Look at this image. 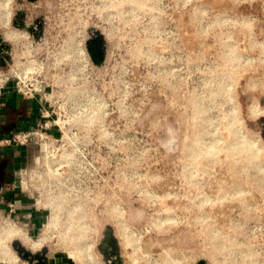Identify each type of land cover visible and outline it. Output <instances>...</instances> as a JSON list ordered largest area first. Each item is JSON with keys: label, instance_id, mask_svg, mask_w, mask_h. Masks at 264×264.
I'll use <instances>...</instances> for the list:
<instances>
[{"label": "rangeland", "instance_id": "rangeland-1", "mask_svg": "<svg viewBox=\"0 0 264 264\" xmlns=\"http://www.w3.org/2000/svg\"><path fill=\"white\" fill-rule=\"evenodd\" d=\"M6 8L25 11L22 27L41 17L35 46L44 60L69 34L85 42L89 27L105 31L107 58L91 83L100 110L111 112V145L99 146L103 172L89 181L84 206L57 195L51 208L15 210L10 170L0 264H30L14 241L46 248L51 264H91L89 251L94 264L118 255L120 264H193L212 249L217 260L264 249V0H11ZM8 31L26 30L0 24L2 51L17 59L24 39Z\"/></svg>", "mask_w": 264, "mask_h": 264}, {"label": "built area", "instance_id": "built-area-1", "mask_svg": "<svg viewBox=\"0 0 264 264\" xmlns=\"http://www.w3.org/2000/svg\"><path fill=\"white\" fill-rule=\"evenodd\" d=\"M68 36L61 45L47 48L45 61L31 37L21 33L24 42L17 59L0 62V152L13 159L7 157L13 172L11 206L18 211L37 212L44 202L51 208L57 195L67 197L65 205L84 206L81 198L94 191L89 181L103 172L98 165L99 146L111 145V124L104 119L111 112L100 110L91 83L100 66L91 60L78 32ZM15 97L28 100L32 113L7 127L3 107ZM30 148L31 162L22 159ZM261 245L249 251L226 250L219 260L212 249L202 262L193 264H264Z\"/></svg>", "mask_w": 264, "mask_h": 264}, {"label": "flooded vegetation", "instance_id": "flooded-vegetation-1", "mask_svg": "<svg viewBox=\"0 0 264 264\" xmlns=\"http://www.w3.org/2000/svg\"><path fill=\"white\" fill-rule=\"evenodd\" d=\"M0 1L2 2L3 0H0ZM12 14H13V16H12ZM24 17H25V11L24 10H22V9H14V11L11 10V19H10L9 23L13 24V25L21 26V28L25 29L26 33L35 42V39H39L41 37V35H43V31L41 30L42 19H41V17H36L35 19H32V21H30V24L28 26L22 27ZM35 24L38 26V28L33 27V25H35ZM18 33L20 35L16 38L20 39L21 38V32H18ZM88 33H89V37H87V39H85V44H86V48H87V51L89 53V56H90L91 60L95 63V60L92 57L90 49H89V45L91 44V46L93 47V49L97 53L96 55L100 54L102 56L101 64H96V63L95 64L102 66L106 61L107 53H108V42H107V38L105 35V31H103L99 26H92V27L88 28ZM0 62L4 63L5 61L0 59ZM3 160L7 161V168H6L5 181L2 184L1 198L3 196L4 190H5V185H6L7 179L9 178V172H10V170L8 168L7 158H3L0 156V161H3ZM1 198H0V200H1ZM16 231H19L18 237L22 238V240L27 242L26 237H24V235L21 233V230L16 229ZM28 244L30 247H32V245H31L32 243H28ZM101 246L104 248L103 252L106 255L105 257L111 258V253L112 252L114 253L115 250H113L114 249V242H113V239L111 238L110 232L105 231V234L102 238ZM38 247H36V248H38ZM32 248H35V247H32ZM42 250L43 249H41L39 251H35L34 253L37 254V253L41 252V254H45L47 256V261H48L47 264H51L56 255H51V254L47 253V249L45 250V252H43ZM66 254L72 260L75 257L74 253H66ZM39 261L40 260L37 256L33 258V264H35Z\"/></svg>", "mask_w": 264, "mask_h": 264}, {"label": "water", "instance_id": "water-1", "mask_svg": "<svg viewBox=\"0 0 264 264\" xmlns=\"http://www.w3.org/2000/svg\"><path fill=\"white\" fill-rule=\"evenodd\" d=\"M3 47H5V46L1 42V39H0V58L4 61H5V59L10 60L11 56L8 53H4L2 51ZM89 49H90L92 57L95 60V63L101 64L102 56L100 54L96 55L97 53L95 52V50L93 49L91 44L89 45ZM6 168H7V161L6 160L0 161V198L2 195V184L5 181ZM13 245H14L19 257L26 259L30 264H33V258L36 256L39 258L40 261L35 263V264H47L48 263L47 256L45 254H41V252L35 254L33 251L27 249L26 247H24L22 244H20L17 241H14ZM45 250H46V248H43L42 251L45 252ZM116 254L118 255V253H116ZM121 262H122V259H121L120 255H118V259H117V261H115V264H120Z\"/></svg>", "mask_w": 264, "mask_h": 264}, {"label": "crops", "instance_id": "crops-1", "mask_svg": "<svg viewBox=\"0 0 264 264\" xmlns=\"http://www.w3.org/2000/svg\"><path fill=\"white\" fill-rule=\"evenodd\" d=\"M31 104L28 100L13 98V100L3 107V125L7 127H13L18 119L22 117L29 118L31 115ZM7 152H0V156L3 158ZM32 149L30 148L22 157L23 160L28 161L30 159Z\"/></svg>", "mask_w": 264, "mask_h": 264}, {"label": "bare ground", "instance_id": "bare-ground-1", "mask_svg": "<svg viewBox=\"0 0 264 264\" xmlns=\"http://www.w3.org/2000/svg\"><path fill=\"white\" fill-rule=\"evenodd\" d=\"M11 0H3L2 2H0V7H1V10H0V24L1 26H5V25H8L9 22H10V19H11V10L6 8L8 2H10ZM20 34L18 32H15V31H8L7 32V38H16L18 37ZM54 224V222L52 221L51 225ZM32 247H38L39 244L38 243H32L31 244ZM79 256H80V252H78ZM86 254V253H85ZM7 255V254H6ZM85 256V255H84ZM88 256H89V262L91 264H94V260H93V255L92 253L89 251L88 252ZM86 264V261L85 263ZM96 264V263H95Z\"/></svg>", "mask_w": 264, "mask_h": 264}]
</instances>
